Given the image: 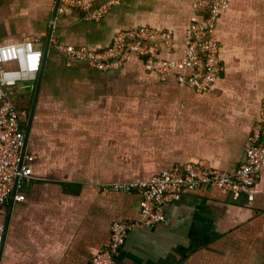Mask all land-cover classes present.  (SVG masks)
Here are the masks:
<instances>
[{
	"label": "crops",
	"instance_id": "0c3cea01",
	"mask_svg": "<svg viewBox=\"0 0 264 264\" xmlns=\"http://www.w3.org/2000/svg\"><path fill=\"white\" fill-rule=\"evenodd\" d=\"M56 3L0 0V44L33 36L44 50L54 26L39 86L38 77L7 90L25 134L32 118L28 155L36 160L18 190L25 200L0 204V221H9L0 264H92L109 246L114 223L141 218L138 191L106 187L201 161L234 172L260 119L264 0H230L217 23L225 71L206 91L161 80L136 56L107 70L84 61L70 66L56 46L99 51L117 31L149 25L172 30L170 57H181L193 0H127L100 21H85L77 10L53 20ZM262 168L253 201L221 188L187 191L166 205V222L129 233L116 264H264Z\"/></svg>",
	"mask_w": 264,
	"mask_h": 264
},
{
	"label": "built area",
	"instance_id": "2783aa9c",
	"mask_svg": "<svg viewBox=\"0 0 264 264\" xmlns=\"http://www.w3.org/2000/svg\"><path fill=\"white\" fill-rule=\"evenodd\" d=\"M124 1L127 0H108L96 6L95 0H60L57 12L77 10L85 21H100ZM230 6V0H193L185 52L178 58L170 57L175 45L173 31L159 30L149 25L117 31L111 45L99 51L59 42L56 46L70 66L84 61L99 70H107L123 65L130 56H136L142 59L146 71L156 73L161 80L175 78L182 86L206 91L225 71L217 23ZM37 41L38 38L31 36L19 42L0 44V204L10 202L19 175L26 181L31 179L32 163L36 160L35 155L27 154L19 172L26 134L22 128L21 112L7 90L38 79L44 50L36 46ZM161 52L167 56H162ZM263 162L264 97L260 119L248 136L244 160L234 172L223 171L201 161L174 165L148 181L106 187L105 190L116 192L138 191L142 196L141 218L138 221L114 223L109 246L96 256L92 264H116L129 233L134 228L166 222V205L180 200L187 191L202 187L221 188L234 198L245 195L253 201L262 177ZM16 198L25 200V196L19 193ZM5 230L6 224L0 221V239Z\"/></svg>",
	"mask_w": 264,
	"mask_h": 264
},
{
	"label": "water",
	"instance_id": "95a60500",
	"mask_svg": "<svg viewBox=\"0 0 264 264\" xmlns=\"http://www.w3.org/2000/svg\"><path fill=\"white\" fill-rule=\"evenodd\" d=\"M59 4H60V0H57L56 6H55V9H54V12H53V20L57 19L56 16H57V9H58ZM53 32H54V26H52V28H51V31H50V34H49L48 40H47V45H46V48L44 49V60H43V66H42V69H41V73H40V76H39L38 86H39V84H40V82H41V80L43 78V70H44L45 61L47 60V58L49 56V53H50ZM35 103H36V100H35ZM35 103H34V107L36 105ZM32 117H33V113H32ZM31 125H32V118H31V121H30V123L28 125V128L26 130V140H25V144H24V147H23V150H22L21 160H20L19 167H18L19 172H21L23 164L25 162V158H26V156L28 154V145H29V138H30V134H31ZM25 181H26V179L22 178L20 175L17 177L16 184H15V189H14V192H13L12 198H11L10 208L13 207V204L15 203L20 183H24ZM8 229H9V221L7 220L5 233L1 237L0 261H1V258H2V252H3V248H4V244H5V240H6Z\"/></svg>",
	"mask_w": 264,
	"mask_h": 264
},
{
	"label": "rangeland",
	"instance_id": "374dc122",
	"mask_svg": "<svg viewBox=\"0 0 264 264\" xmlns=\"http://www.w3.org/2000/svg\"><path fill=\"white\" fill-rule=\"evenodd\" d=\"M11 97H12L13 101L15 102L16 101V97H15L14 93H12ZM17 102H18L17 104H18L19 107H23V105L26 104V103H23L20 99H17Z\"/></svg>",
	"mask_w": 264,
	"mask_h": 264
}]
</instances>
